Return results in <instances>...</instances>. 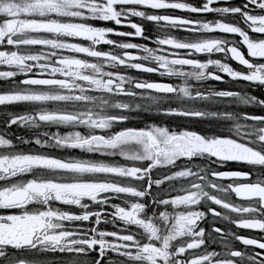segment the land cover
Here are the masks:
<instances>
[{
    "label": "snow or ice",
    "instance_id": "6c2138e0",
    "mask_svg": "<svg viewBox=\"0 0 264 264\" xmlns=\"http://www.w3.org/2000/svg\"><path fill=\"white\" fill-rule=\"evenodd\" d=\"M0 182V264H264V0H0Z\"/></svg>",
    "mask_w": 264,
    "mask_h": 264
},
{
    "label": "flooded vegetation",
    "instance_id": "af4514ba",
    "mask_svg": "<svg viewBox=\"0 0 264 264\" xmlns=\"http://www.w3.org/2000/svg\"><path fill=\"white\" fill-rule=\"evenodd\" d=\"M101 47H105V48H106L107 46L101 45ZM230 63L232 64L233 67H236V68H239V67H240L239 65L236 64L235 61H230ZM156 78H157V79H166V78H160V77H156ZM225 79H228V78L225 77ZM219 86H220L221 88L236 87L237 89H239V88H244V87H245V85H243V84H241V85H226V84H220ZM248 90L251 91V89H248ZM253 94H255V95H260V92L257 90V91H255V92H253ZM249 110H250V111H253L254 109H249ZM254 111H258V109H255ZM131 125H132V126L143 127V126H144V122H143V120H142V118H141V119H137V120L132 121V122H131ZM18 134H23V133H18ZM231 167H232L233 170H236V169L239 168V166L234 165V164H232ZM239 170L247 171V168H239ZM2 183H3V182H0V184H2ZM204 226H205V228H206L207 230H211L212 225H211L210 222H209V223H205ZM217 226H224V225H221V224L218 222V223H217ZM239 231H246V230H239Z\"/></svg>",
    "mask_w": 264,
    "mask_h": 264
}]
</instances>
